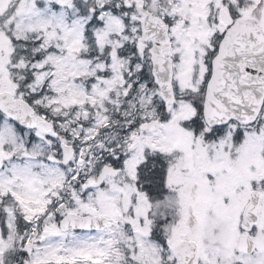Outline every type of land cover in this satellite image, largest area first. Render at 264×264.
<instances>
[{
    "label": "snow or ice",
    "instance_id": "obj_1",
    "mask_svg": "<svg viewBox=\"0 0 264 264\" xmlns=\"http://www.w3.org/2000/svg\"><path fill=\"white\" fill-rule=\"evenodd\" d=\"M0 264H264V0H0Z\"/></svg>",
    "mask_w": 264,
    "mask_h": 264
}]
</instances>
